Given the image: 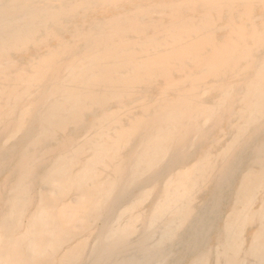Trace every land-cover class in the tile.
<instances>
[{
    "label": "bare ground",
    "instance_id": "obj_1",
    "mask_svg": "<svg viewBox=\"0 0 264 264\" xmlns=\"http://www.w3.org/2000/svg\"><path fill=\"white\" fill-rule=\"evenodd\" d=\"M0 264H264V0H0Z\"/></svg>",
    "mask_w": 264,
    "mask_h": 264
}]
</instances>
